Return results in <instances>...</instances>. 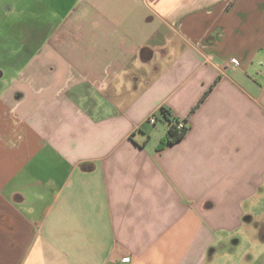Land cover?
<instances>
[{
	"label": "crops",
	"instance_id": "0c3cea01",
	"mask_svg": "<svg viewBox=\"0 0 264 264\" xmlns=\"http://www.w3.org/2000/svg\"><path fill=\"white\" fill-rule=\"evenodd\" d=\"M52 13L0 65V264H206L263 211L264 0Z\"/></svg>",
	"mask_w": 264,
	"mask_h": 264
},
{
	"label": "rangeland",
	"instance_id": "374dc122",
	"mask_svg": "<svg viewBox=\"0 0 264 264\" xmlns=\"http://www.w3.org/2000/svg\"><path fill=\"white\" fill-rule=\"evenodd\" d=\"M72 1L0 0V65L25 61L26 58H18L12 63V56L17 51L36 50L38 40L41 43L43 39L34 37V29L48 33V25L44 22L52 18V12L65 11ZM259 213V217L250 218L240 230L223 234V246L206 264H264V205Z\"/></svg>",
	"mask_w": 264,
	"mask_h": 264
},
{
	"label": "trees",
	"instance_id": "16d2710c",
	"mask_svg": "<svg viewBox=\"0 0 264 264\" xmlns=\"http://www.w3.org/2000/svg\"><path fill=\"white\" fill-rule=\"evenodd\" d=\"M162 112L164 114V117L167 119L168 124H170L169 128H168V132H167L165 140H164V143L165 144H173V143L181 140L186 135V133L188 131V127H187V125H185L184 127L180 128L179 123L181 121L178 119H172L169 116V112L166 108H163ZM183 122H185V121H183Z\"/></svg>",
	"mask_w": 264,
	"mask_h": 264
},
{
	"label": "built area",
	"instance_id": "2783aa9c",
	"mask_svg": "<svg viewBox=\"0 0 264 264\" xmlns=\"http://www.w3.org/2000/svg\"><path fill=\"white\" fill-rule=\"evenodd\" d=\"M231 63H232V64H235V65H238V64H239V60L236 59V58H233V59L231 60ZM156 121H157V118H156L155 115H152V116L149 118V122H151V123H155ZM168 125H170V124H168ZM185 125H186V123L183 122V121H181V122L179 123V127H180V128L184 127Z\"/></svg>",
	"mask_w": 264,
	"mask_h": 264
}]
</instances>
